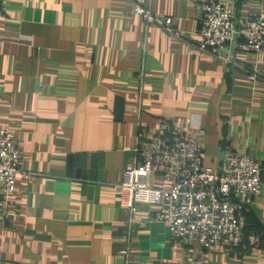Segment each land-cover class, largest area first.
Listing matches in <instances>:
<instances>
[{"label": "crops", "instance_id": "1", "mask_svg": "<svg viewBox=\"0 0 264 264\" xmlns=\"http://www.w3.org/2000/svg\"><path fill=\"white\" fill-rule=\"evenodd\" d=\"M206 1L147 0L178 19L181 38L145 23L134 0L0 3V127L22 157L0 218V264H264V170L234 250L176 238L156 219L161 201L133 208L118 195L142 124L195 134L194 116L207 166L229 146L264 168V52L225 49L227 63L199 50ZM217 1L264 16V0ZM151 184L170 187L158 173Z\"/></svg>", "mask_w": 264, "mask_h": 264}, {"label": "built area", "instance_id": "2", "mask_svg": "<svg viewBox=\"0 0 264 264\" xmlns=\"http://www.w3.org/2000/svg\"><path fill=\"white\" fill-rule=\"evenodd\" d=\"M134 1L132 12L145 23L183 37L185 33L175 16L155 12L147 0ZM0 3L5 9L7 0ZM198 21L199 50L211 49L227 63L232 62V57L223 54L225 49L264 52L263 15L243 16L235 8L209 0L202 3ZM258 76L256 71L250 73L252 79ZM188 124L195 134L177 130L151 132L147 125L140 126L139 154L134 166L124 170V179L117 186L120 201L133 208L140 201H161L156 219L166 221L174 237L196 240L206 250L216 244L238 249L245 240L246 208L262 190L264 168L249 151L229 146L222 149L216 168L207 166L201 119L191 116ZM147 133L150 137L144 141ZM144 142L147 144L140 146ZM21 160L15 134L0 127V218L8 215L9 195L15 190ZM153 173L162 175L170 187L152 185Z\"/></svg>", "mask_w": 264, "mask_h": 264}]
</instances>
